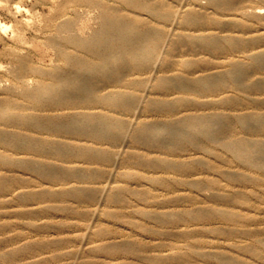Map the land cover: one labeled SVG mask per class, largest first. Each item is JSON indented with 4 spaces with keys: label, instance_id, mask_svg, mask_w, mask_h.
<instances>
[{
    "label": "rangeland",
    "instance_id": "obj_1",
    "mask_svg": "<svg viewBox=\"0 0 264 264\" xmlns=\"http://www.w3.org/2000/svg\"><path fill=\"white\" fill-rule=\"evenodd\" d=\"M0 25V264H264V0H0Z\"/></svg>",
    "mask_w": 264,
    "mask_h": 264
},
{
    "label": "bare ground",
    "instance_id": "obj_2",
    "mask_svg": "<svg viewBox=\"0 0 264 264\" xmlns=\"http://www.w3.org/2000/svg\"><path fill=\"white\" fill-rule=\"evenodd\" d=\"M65 25V23H63ZM67 25V24H66ZM0 27H3L5 28L6 26H3V25H0ZM115 31V27L113 25H104L99 31L98 33L96 34V36L88 41V42H78L80 45H82L84 48L94 52L97 57L99 59H105L107 58V55L106 53L103 51V46H106L108 45V43L110 42L111 38H112V35ZM149 35L148 33H142L141 35H139L137 38L135 39H129V38H126L123 40V46L128 48L129 50H133V49H142V46H143V41L145 38H147ZM150 37H153V36H150ZM86 61V60H85ZM105 66V65H104ZM103 66V67H104ZM106 67V66H105ZM107 70V68H105ZM101 70V69H100ZM104 70V69H103ZM23 71V70H22ZM100 73V72H99ZM105 72L103 71V75L106 76V74H104ZM101 74V73H100ZM88 82V81H87ZM86 82V86H89ZM92 83V88H93V85L94 83L92 81H90ZM89 82V83H90ZM209 81H207L206 83H208ZM90 83V84H91ZM49 87V86H48ZM48 87H44L42 88L41 90H38L37 92L35 93H32L30 94L29 96L31 97L30 99H33L32 101H37V102H41L42 105L45 107L48 105V102H52V103H55L59 106H67L69 105L67 99L65 98V100L62 98H60L59 95L57 96H54L52 98V100H47L45 97H42L44 96L43 95V92L48 89ZM82 87H84V85H82ZM88 87V88H89ZM87 87L85 88L86 91L88 89ZM96 88V86L94 87ZM93 88V89H94ZM85 89H82L85 91ZM90 91V89H89ZM92 92V90H91ZM46 94V93H45ZM61 95V94H60ZM52 97V96H51ZM51 99V98H50ZM72 102V101H71ZM29 103V102H28ZM30 107V106H29ZM17 116V115H16ZM18 118V117H17ZM22 119L24 120V122L26 124H30L34 127H39V125L41 124L34 116L32 115H24L22 116ZM19 123V122H18ZM197 124V126H200L199 125V121L198 122H195ZM55 130V129H54ZM208 131V130H207ZM206 130L204 131L205 133V136L208 134ZM56 147H54V149H52V151L54 152H57ZM61 148V147H60ZM227 148L229 150H231L234 155L238 158V159H249L248 158V155H247V151H246V145L242 142V141H236V142H233V143H229L227 145ZM84 149V148H82ZM102 150H100L101 152ZM95 154V153H94ZM98 154V153H96ZM247 155V157H246ZM251 161V160H250Z\"/></svg>",
    "mask_w": 264,
    "mask_h": 264
}]
</instances>
